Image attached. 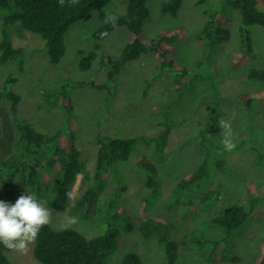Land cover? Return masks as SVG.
Returning a JSON list of instances; mask_svg holds the SVG:
<instances>
[{"label":"rangeland","instance_id":"374dc122","mask_svg":"<svg viewBox=\"0 0 264 264\" xmlns=\"http://www.w3.org/2000/svg\"><path fill=\"white\" fill-rule=\"evenodd\" d=\"M167 1L147 0L150 17L144 36L151 41L163 31L183 30L174 44V58L189 71L184 80L195 74L209 77L196 80L181 96V82L159 69L156 48L137 60H124L117 77L110 80L109 68L101 62V52L106 58L120 61L130 32L118 28L101 41L93 33L103 24L101 11L108 21L125 13L124 0H113L103 10L74 24L65 36L66 52L59 64L50 62L40 36L15 26L5 28L6 15L0 9V44L8 38L14 47L24 50L22 69L14 60L0 63V87L20 97L17 115L7 99L0 102L1 160L17 153L26 136L33 138L39 132L52 138L70 127V138L81 151L89 179L81 188L79 176L69 205L53 211L51 226L55 230L67 229L60 226L67 215L78 219L68 229L89 239L113 231L117 249L105 264H121L129 253L139 255L142 264L170 263L166 244L160 241L158 233L144 237L141 232L139 210L147 197L151 217L167 223L163 232L168 238L176 242L189 240L179 247L173 264H255L264 238V100L257 96L264 93V80L251 79L249 73L252 68H264V27L242 24L239 0H206L203 5H197L198 0H184L177 16L162 12V4ZM256 1L258 9L264 11V0ZM211 20H217L222 30L213 34L215 41L209 48L202 31ZM96 44L101 46L98 58L91 69L81 70L80 51L89 54ZM241 53L248 56L244 63L234 67ZM203 57L205 62L199 64ZM10 78L16 81L8 84ZM92 81L105 83L110 89L79 85ZM62 86H66L65 92L55 95ZM251 94L256 98L247 107L242 96ZM60 99L67 102V110ZM215 118L231 124L235 144L232 151L225 150L221 142L223 130L219 123L214 126ZM167 121L172 125L166 146L157 149L155 143L140 142L128 162L111 163L103 174L104 189L97 204L90 207V214H80L79 200L97 181L102 138L156 137ZM210 126L214 129L208 132ZM57 156L61 157L60 152ZM203 164V176L178 190L179 184ZM145 165L155 170L156 189L146 185L149 170ZM22 169L26 172L24 165ZM46 171L54 180L56 170L52 162L47 163ZM21 175L11 179L0 177L3 202L14 205L27 189L32 192ZM154 191L156 195H152ZM39 200L49 207L45 199ZM234 205L251 213L231 241L238 260H215L213 244L221 240L224 229L214 220ZM34 247L35 243L29 245L25 253L8 251L7 257L11 264H43L35 257ZM224 248L220 246L216 254L222 255Z\"/></svg>","mask_w":264,"mask_h":264},{"label":"trees","instance_id":"16d2710c","mask_svg":"<svg viewBox=\"0 0 264 264\" xmlns=\"http://www.w3.org/2000/svg\"><path fill=\"white\" fill-rule=\"evenodd\" d=\"M113 0H76L73 4L72 0H65L61 6L60 0H0V9L5 12V28L15 26L23 31H29L40 36L45 41L50 62L59 64L66 52L65 36L71 27L86 19L92 12L103 10L111 4ZM127 2L126 11L123 15L115 17V24L111 20H107L103 11L100 13V19L103 24L93 33V37L97 41H101L108 37L118 28H126L130 32V39L122 50L120 61H113L109 56H103L101 52L102 65L108 66V76L113 80L119 74L123 61H134L144 54H148L153 48H156L157 58L159 60V69L170 72L179 84V95L192 88L196 80L202 79L199 74L190 75L189 80H184L189 75V71L178 65L175 58V42L183 34L181 31L161 32L155 39L151 41L144 36V26L150 17V10L147 0H124ZM184 0H169L162 4V12L177 16ZM231 1V0H226ZM206 0H198L197 5L205 4ZM240 13L242 16V24L244 26L260 25L264 27V11L257 7L256 0H239ZM208 13V11H206ZM218 21L211 20L204 27L203 33L206 34L207 46L210 48L215 41L213 36L219 30ZM107 33V35H104ZM209 39V37H212ZM209 43V44H208ZM249 51L251 50V42L247 43ZM101 46L96 44L95 50L89 54L80 51L81 61L80 69L83 71L92 68L93 62L98 58V51ZM0 63H6L10 60L16 61L20 68H23L24 60L22 48H16L8 38H5L0 44ZM248 54L241 53L237 56L234 67H238L245 62ZM205 62V58H199V64ZM68 77V75H66ZM249 77L256 80H264V68H252ZM209 78V77H204ZM15 78L8 79V84H13ZM80 86L90 85L100 90H108L109 85L98 81L88 83H79ZM65 87L55 92V95H62ZM112 92L110 93V96ZM264 100V93L258 94ZM254 94L244 95L242 99L245 105L249 107ZM7 99L11 103L12 112L17 115L20 103V97L11 90L3 91L0 87V102ZM62 106L67 110L68 105L65 99H60ZM214 126L218 123L219 118L214 119ZM172 123L165 124L164 129L156 137H140V138H102L101 149L98 152L97 168L95 179L96 183L90 186L83 194L78 202L80 214H90V207L97 204L100 194L104 189L103 174L105 170L113 162H128L135 154L136 146L140 142L145 144L155 143L157 149L163 148L168 142ZM214 126L208 127V132L213 131ZM71 128L61 129L52 138L45 137L39 132H35L33 138L24 137L21 147L14 154L10 155L6 160H1L0 154V177L11 179L18 173H22L21 178L24 184L31 188L32 193L39 199H45L50 208L60 211L67 207L71 201L66 193L71 191L74 194V188L78 182L79 176H82V185L84 187L87 180L86 163L81 158V151L72 138H70ZM201 134H204L203 132ZM207 140V139H204ZM1 149V147H0ZM60 152V158L57 156ZM56 154V156H55ZM27 156V157H26ZM12 162V163H11ZM20 162V163H19ZM52 162L56 170V177L52 180L47 169V163ZM12 164L13 166H10ZM26 167V172L22 166ZM44 168V169H43ZM147 174L146 185L148 188L156 189V175L154 168L145 165ZM9 169L10 171H6ZM205 170V164L191 176L185 178L178 186L180 190L183 186L200 179ZM6 172V173H5ZM2 178V179H3ZM80 188V189H81ZM154 191L152 195H156ZM0 201L2 197L0 194ZM150 198H145L141 203L139 215L141 220L140 229L143 236L147 237L151 233H158L160 241L166 244V251L169 256L170 263L173 264L178 257V250L181 245L188 243V239L181 242L171 241L163 228L167 227L159 218H152L149 213ZM87 211V212H85ZM251 213H245L243 207L234 205L229 207L225 214L214 220L216 225L224 229V235L221 240L215 241L213 244V259L224 261H237L238 257L232 251V238L244 227ZM225 246L222 255L216 254V250L220 246ZM262 252L256 258L255 264H264V238L261 239ZM117 249V237L113 231H109L100 237L89 239L74 229L55 230L52 226L44 227L38 239L35 242L34 254L37 260L43 264H105L109 256ZM10 251L0 244V264H11L7 257ZM121 264H142L139 255L129 253L122 260Z\"/></svg>","mask_w":264,"mask_h":264},{"label":"clouds","instance_id":"9594fccd","mask_svg":"<svg viewBox=\"0 0 264 264\" xmlns=\"http://www.w3.org/2000/svg\"><path fill=\"white\" fill-rule=\"evenodd\" d=\"M64 2L65 0H60L61 6L64 5ZM72 3L75 4L76 0H72ZM109 19L115 24V17ZM218 123L223 130L221 142L226 151H232L235 144L231 124L225 120H220ZM66 196L72 199L73 192H67ZM53 211L28 189L14 205L0 201V244L10 251L27 252L29 245L34 244L38 239L41 230L52 225ZM77 223L76 217L66 215L60 226L70 228Z\"/></svg>","mask_w":264,"mask_h":264}]
</instances>
